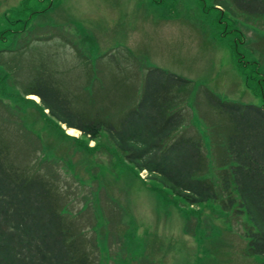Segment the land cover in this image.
Here are the masks:
<instances>
[{"label":"rangeland","instance_id":"obj_1","mask_svg":"<svg viewBox=\"0 0 264 264\" xmlns=\"http://www.w3.org/2000/svg\"><path fill=\"white\" fill-rule=\"evenodd\" d=\"M220 3L0 0V129L15 146L9 157L18 150L22 163H55L65 209L88 228L95 264H264L246 250V214L185 203L128 162L106 129L95 145L81 130H64L39 97H24L53 79L79 119L98 114L117 124L139 101L147 73L160 68L191 81L185 134L218 135L213 122L220 132L228 124L206 94L264 105V16Z\"/></svg>","mask_w":264,"mask_h":264},{"label":"trees","instance_id":"obj_2","mask_svg":"<svg viewBox=\"0 0 264 264\" xmlns=\"http://www.w3.org/2000/svg\"><path fill=\"white\" fill-rule=\"evenodd\" d=\"M220 1L218 5L229 7L228 0ZM230 1L245 16H264V0ZM218 19L223 22L221 16ZM20 21L27 27L28 18L17 19ZM39 83L27 89L24 97L40 96L44 110L49 109L61 127L60 122L80 129L82 135L95 141L106 129L125 159L139 172L146 170L159 188L191 206L219 203L226 210L246 214V250L264 256V105L224 102L206 94V101L221 114L228 128L220 132L222 123L213 122L218 135L198 131L199 136L194 137L182 130L191 81L163 69L147 73L139 101L117 124L98 114L82 121L73 113V103L59 82L46 79ZM11 149L15 146L9 147L2 126L0 264H95L91 243L85 240L88 228L78 226V216L65 209L69 199L60 190L55 163L41 159L43 170L42 165L32 164L31 158L22 163L18 150L9 157Z\"/></svg>","mask_w":264,"mask_h":264},{"label":"bare ground","instance_id":"obj_3","mask_svg":"<svg viewBox=\"0 0 264 264\" xmlns=\"http://www.w3.org/2000/svg\"><path fill=\"white\" fill-rule=\"evenodd\" d=\"M32 97L38 99L37 95H32ZM67 132L70 134H77L79 132V130L76 128H67Z\"/></svg>","mask_w":264,"mask_h":264}]
</instances>
